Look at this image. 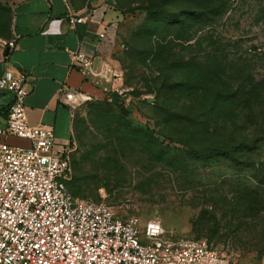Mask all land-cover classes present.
Wrapping results in <instances>:
<instances>
[{
	"label": "trees",
	"instance_id": "obj_1",
	"mask_svg": "<svg viewBox=\"0 0 264 264\" xmlns=\"http://www.w3.org/2000/svg\"><path fill=\"white\" fill-rule=\"evenodd\" d=\"M138 1L146 19L126 54V86L135 98L153 96L143 102L154 126L136 124L118 96H109L119 108L110 115L119 148L168 167L189 186L200 169L251 175L258 188L245 184L238 193L252 208L264 203V54L252 47L251 57L237 56L236 43L217 32L232 0ZM135 67L144 72H131Z\"/></svg>",
	"mask_w": 264,
	"mask_h": 264
},
{
	"label": "rangeland",
	"instance_id": "obj_2",
	"mask_svg": "<svg viewBox=\"0 0 264 264\" xmlns=\"http://www.w3.org/2000/svg\"><path fill=\"white\" fill-rule=\"evenodd\" d=\"M10 1L0 0V29L8 25L4 5ZM88 1L70 0L77 8ZM137 1L115 0L110 8L117 16L119 50L109 69L121 86L119 91L108 88L106 99L86 102L74 112L70 190L76 199L104 203L124 219L159 220L175 239H206L231 264H264V203L252 208L246 196L238 193L245 184L258 188L251 175H239L225 167L200 169L194 185L189 186L168 167L151 163L131 149L122 151L113 138L110 115L119 108L109 99L111 95L118 96L129 119L141 126H154L152 110L143 102H151L153 96L135 98L130 94L134 88L126 86L130 74L126 54L132 36L146 19ZM217 32L228 44L236 43L237 49L231 52L237 56L251 57L252 47L254 54H264V0H232ZM131 72L141 74L144 69L135 67ZM108 99L112 105H103ZM77 178L82 182L74 183Z\"/></svg>",
	"mask_w": 264,
	"mask_h": 264
},
{
	"label": "built area",
	"instance_id": "obj_3",
	"mask_svg": "<svg viewBox=\"0 0 264 264\" xmlns=\"http://www.w3.org/2000/svg\"><path fill=\"white\" fill-rule=\"evenodd\" d=\"M68 12L73 25L93 20L92 13L74 15L71 6ZM18 39L6 45L12 49ZM72 64L96 84L105 77L81 51ZM27 83L25 73L13 70L0 79V90L14 94L0 128V264H231L206 239H175L159 220L124 219L104 203L76 199L69 190L73 148L58 147L51 126L30 124ZM59 97L72 113L92 101L65 86ZM9 138L29 145H9Z\"/></svg>",
	"mask_w": 264,
	"mask_h": 264
},
{
	"label": "crops",
	"instance_id": "obj_4",
	"mask_svg": "<svg viewBox=\"0 0 264 264\" xmlns=\"http://www.w3.org/2000/svg\"><path fill=\"white\" fill-rule=\"evenodd\" d=\"M106 0H89L86 6L73 7L70 0H12L6 7L8 25L0 29V79L13 70L28 76L26 109L32 125L51 126L58 147L74 148V113L62 103L60 90L82 93L92 100L106 99L108 88L119 91L120 79L108 72L110 61L118 52L116 13L105 8ZM68 6L78 16L93 14V20L71 24ZM104 34V37H100ZM19 36L10 49L6 43ZM86 54L94 69L105 70L99 84L84 76L72 64V55ZM14 94L0 90V128L6 126ZM1 141V139H0ZM12 146L29 143L9 138Z\"/></svg>",
	"mask_w": 264,
	"mask_h": 264
}]
</instances>
